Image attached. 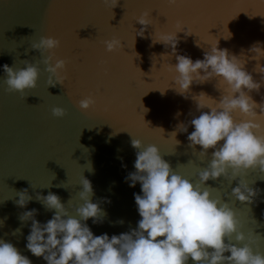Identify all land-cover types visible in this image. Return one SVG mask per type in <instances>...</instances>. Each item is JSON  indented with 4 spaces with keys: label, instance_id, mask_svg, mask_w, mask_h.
<instances>
[{
    "label": "water",
    "instance_id": "95a60500",
    "mask_svg": "<svg viewBox=\"0 0 264 264\" xmlns=\"http://www.w3.org/2000/svg\"><path fill=\"white\" fill-rule=\"evenodd\" d=\"M145 12L150 13L151 24L141 37L136 32L143 26L136 19ZM175 32L179 40L175 53L171 46L153 43L152 37ZM46 35L60 39L57 56L68 60L64 85H48L41 63L34 89L24 96L5 91L2 66L19 69L25 67L23 59L38 61L40 54L30 46ZM113 36L124 47L107 52L102 41ZM216 44L244 61V69L261 84L259 91L248 94L258 104L264 101V73L255 70L264 67V0H177L175 5L168 0H118L113 9L103 0H0V239L12 243L31 264H47L26 248L31 220L22 222L19 217L36 209L34 218L41 224L51 219L55 210L36 200L37 193L49 192L58 195L76 217L75 208L83 203L79 197L83 176L92 184V202L106 213L100 222L82 221L93 235L107 233L111 238L135 229L141 217L133 194L142 195L141 186L137 182L130 187L125 180L135 171L132 137L143 147L156 145L175 173L197 183L213 149L201 156L200 145L195 150L189 147L187 137L194 131L190 121L210 111L198 110L197 101L218 102L227 86L213 77L193 82L190 91L181 95L175 88L173 66L176 55L203 59ZM254 46L258 51L252 50ZM90 93L96 104L81 111L76 102ZM54 106L65 108L66 115L54 117ZM233 116L244 119L238 111ZM257 119L264 123V118ZM181 123L187 125V132L178 130ZM174 131L175 138L170 134ZM239 179L259 189L251 204L231 195ZM206 184L212 187L211 196L226 200L240 221L246 240L233 238L232 243H250L253 251L264 254V172L249 168L232 182L222 176ZM23 189L32 199L22 208L16 201ZM17 228L20 232L13 235ZM187 264L195 262L189 258Z\"/></svg>",
    "mask_w": 264,
    "mask_h": 264
},
{
    "label": "clouds",
    "instance_id": "9594fccd",
    "mask_svg": "<svg viewBox=\"0 0 264 264\" xmlns=\"http://www.w3.org/2000/svg\"><path fill=\"white\" fill-rule=\"evenodd\" d=\"M103 3L113 9L118 0H103ZM168 3L175 5L177 0H168ZM149 15L145 12L136 19L143 26L136 35L144 36L145 29L151 24L147 19ZM177 32L162 35L156 40L152 37L153 43L162 42L166 47L171 46L175 53L179 42ZM102 43L107 52L124 47L122 40L116 36ZM60 46L59 38L41 36L30 46V50L40 54L38 61L23 59L21 62L25 67L19 69L4 64L5 91L19 92L24 96L26 90L34 89L41 63L48 73V85H64L68 60L57 56L56 49ZM252 50L258 51L255 46ZM28 51L25 50V55ZM176 60L177 63L172 66L177 73L174 84L179 94L189 92L193 82L203 83L213 77H219L227 86L218 102L212 98V104L197 101L198 110L208 108L210 111L201 112L190 121L194 131L187 137L189 147L195 150V146L200 145L201 156L207 155L208 149H213L210 162L198 173V182L193 184L175 173L156 145L143 147L141 140L132 137L131 146L137 150L135 171L130 172L125 180L130 187L137 182L141 186L142 195L133 194L141 217L137 227L111 238L107 233L93 235L82 221L92 218L93 223H97L106 213L98 203L92 202V184L83 176L80 181L82 190L79 191L83 203L75 208L76 217L69 214L60 197L52 192L36 194V200L47 210H55L46 223L41 224L34 218L36 209L20 215L22 222L31 220L26 248L34 256L42 257L47 264H187L189 258L195 264H264V254L253 251L250 243H243L242 246L232 243L233 238L236 242L246 240L240 230V221L226 200L219 195L215 198L211 196L209 189L212 187L206 184L210 179L215 181L222 176L232 182L249 168L258 167L264 172V123L257 119L264 118V101L258 104L248 94L252 90L259 91L261 84L244 69V61L230 55L227 49L218 48L217 44L204 52L203 59L193 61L188 56L176 55ZM255 70L264 73V67L259 66V70ZM200 94L207 96L203 92ZM76 104L86 112L94 107L96 97L90 93ZM141 107L143 112L147 111ZM237 111L244 119L237 121L234 118L233 113ZM51 112L57 118L66 115V109L60 106L52 107ZM177 127L179 131L187 132V125L181 123ZM170 134L176 137L175 131ZM258 192L259 189L250 188L240 179L237 186L231 188L232 196L249 204ZM17 196L16 204L22 208L32 199L27 189L18 192ZM19 232L17 228L13 235ZM256 237L261 236L257 234ZM248 239L251 241L252 237ZM226 252L230 255H224ZM0 264H31V261L12 243L0 239Z\"/></svg>",
    "mask_w": 264,
    "mask_h": 264
}]
</instances>
